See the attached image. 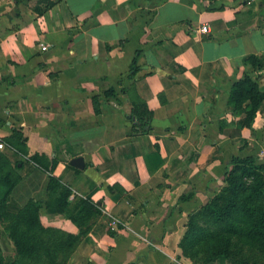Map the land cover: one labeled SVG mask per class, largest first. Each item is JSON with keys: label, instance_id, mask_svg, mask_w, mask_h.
Returning a JSON list of instances; mask_svg holds the SVG:
<instances>
[{"label": "crops", "instance_id": "crops-1", "mask_svg": "<svg viewBox=\"0 0 264 264\" xmlns=\"http://www.w3.org/2000/svg\"><path fill=\"white\" fill-rule=\"evenodd\" d=\"M51 1L39 13L41 0H0V154L20 175L8 211L38 201L43 226L78 233L46 204L49 174L28 158L44 155L70 207L101 208L67 264H188L178 247L188 214L220 190L233 156H264V100L241 129L227 103L245 74L264 92V62L246 61L264 56L260 0ZM130 95L152 112L145 132ZM0 250L17 257L1 223Z\"/></svg>", "mask_w": 264, "mask_h": 264}, {"label": "trees", "instance_id": "trees-1", "mask_svg": "<svg viewBox=\"0 0 264 264\" xmlns=\"http://www.w3.org/2000/svg\"><path fill=\"white\" fill-rule=\"evenodd\" d=\"M41 2L45 3L44 8H35L39 13L54 3L51 0ZM260 6L264 14V0H260ZM246 61L257 71L262 67V58L254 54ZM131 70L135 72L134 63ZM113 92V88H110L104 93L109 96ZM135 98L130 95L133 128L137 126L145 132L149 129L152 112L143 100ZM92 100L98 113V98L94 96ZM263 100L264 92L260 89L258 75L252 77L245 74L233 82L227 103L235 114H244L242 124H238L239 129L250 128ZM17 138L23 145V137L18 135ZM28 158L49 174L48 190L54 197L46 203L47 206L71 219L79 231L72 234L43 226L39 219L41 203L38 201L30 200L18 212H9L8 193L19 181L20 175L0 154V187L4 189L0 196V223L17 255L15 260L6 263L0 250V264H67L76 246L91 228L90 220L101 215L100 205L84 198L79 199L76 206L70 207L67 199L71 190L53 175L57 161H49L37 153ZM189 197L190 194L181 199ZM185 227L178 247L183 255L194 261L211 263L219 257L232 261L235 257H242L238 254L244 249L264 260V156H233L225 168L223 186L199 209L188 214ZM236 264L247 263L240 261Z\"/></svg>", "mask_w": 264, "mask_h": 264}, {"label": "rangeland", "instance_id": "rangeland-1", "mask_svg": "<svg viewBox=\"0 0 264 264\" xmlns=\"http://www.w3.org/2000/svg\"><path fill=\"white\" fill-rule=\"evenodd\" d=\"M260 58H262V60L264 62V56H262ZM179 250H180L181 256H183V258H185V260L188 264H232L233 261L236 263L243 261V262H246L247 264H264V260L262 258H260L258 254L248 252V251H246V249H244V251H242L240 254H238V255H242V257H235L234 260H232V261H229V260L225 259L224 257H219L216 261L211 262V263H201V262L194 261L191 258L183 255L181 249H179ZM236 263H233V264H236Z\"/></svg>", "mask_w": 264, "mask_h": 264}, {"label": "built area", "instance_id": "built-area-1", "mask_svg": "<svg viewBox=\"0 0 264 264\" xmlns=\"http://www.w3.org/2000/svg\"><path fill=\"white\" fill-rule=\"evenodd\" d=\"M201 30L206 31L207 30V26L206 25L202 26ZM41 49L42 50H46V46L45 45H41ZM2 146H3V144L0 143V148H2ZM108 225H109V229L111 231L117 230V219H115V218L111 219L109 221Z\"/></svg>", "mask_w": 264, "mask_h": 264}, {"label": "water", "instance_id": "water-1", "mask_svg": "<svg viewBox=\"0 0 264 264\" xmlns=\"http://www.w3.org/2000/svg\"><path fill=\"white\" fill-rule=\"evenodd\" d=\"M71 164H73L74 166L79 167V166H82L83 165V160H82L81 157H76V158H73L71 160Z\"/></svg>", "mask_w": 264, "mask_h": 264}]
</instances>
